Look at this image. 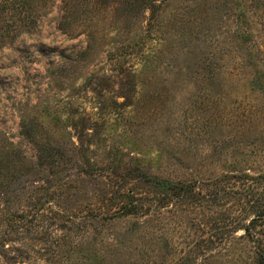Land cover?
I'll return each mask as SVG.
<instances>
[{"label": "rangeland", "instance_id": "rangeland-1", "mask_svg": "<svg viewBox=\"0 0 264 264\" xmlns=\"http://www.w3.org/2000/svg\"><path fill=\"white\" fill-rule=\"evenodd\" d=\"M163 1L157 0L150 21L147 9L124 19L105 9L96 40L58 27V1L40 8L30 28L17 19L16 27L1 28L13 19L0 11V197L14 200L10 208L47 200L56 208L58 199L86 213L81 201L93 203L99 183L74 176L75 167L69 170L74 187L62 193L65 198L51 197L57 194L53 179L68 182L44 160L60 143L63 170L69 159L120 165L203 192L216 179L227 183L230 174L264 168V87L258 86L264 85V4ZM124 182L137 196L153 195L133 176ZM7 205L0 200V208ZM228 208L231 202H224L218 212ZM215 215L203 200L162 206L155 220L156 264H226L227 247L243 255L249 243L243 230L223 232L211 220ZM252 215L248 208L241 217L247 222ZM142 219L119 217L101 229L102 237L109 243Z\"/></svg>", "mask_w": 264, "mask_h": 264}, {"label": "trees", "instance_id": "trees-1", "mask_svg": "<svg viewBox=\"0 0 264 264\" xmlns=\"http://www.w3.org/2000/svg\"><path fill=\"white\" fill-rule=\"evenodd\" d=\"M57 1L60 3L59 9L63 11L57 22L58 27L67 31L70 36L86 33L90 40H96V29L101 30L100 25L105 18L102 11L109 7L114 9V16L120 19L127 18L128 14L135 15L142 10H150V21L161 5L157 0H0V11L9 16L8 21L13 19L11 23H2L1 28L16 27L15 19L23 28L35 26L38 10L47 5H56ZM260 1L264 4V0ZM122 8L126 9L127 14L120 12ZM47 11L45 9L43 12ZM237 22L238 27L242 25L238 16ZM87 44L91 47V43ZM259 52L261 53L260 50ZM139 60L143 62L141 58ZM258 86L264 87L261 83ZM49 124L54 127L53 123ZM61 145H55L44 154L45 162L56 170L55 174L63 171L67 174L63 179L68 180L67 183H61L60 179H53L57 194L51 197L65 198L62 193L74 187L69 182L73 176L69 170L75 167L78 172L74 176L80 177L83 174L94 178L96 184L99 183L91 193L94 202L82 200L84 205L80 206L87 211L81 215V209L74 207L70 200L61 204L57 199L56 208L45 205L54 202L47 200L43 203H28L21 209H12L10 203L14 200L0 197L3 203L9 204L0 208V264H156L153 255L157 237L155 220L160 208L169 204L198 205L202 200L207 203L209 211L216 214L211 220L219 229H223V232L230 228L236 231L241 229L248 238L249 243L241 251L243 255H238L235 248L224 249L228 258L226 264H240L241 261L238 260L264 264V168L254 175L246 172L230 174L225 178L229 180L227 183L222 180L216 182V179L212 182L214 187L203 192L199 186L189 182H172L147 175L137 168L125 169L120 165L105 168L88 160L83 162L69 159L66 164L70 165H65L63 170L61 156L64 151ZM127 176H133V180L149 188L153 195L140 193L137 196L131 189L126 190L124 180ZM233 179L239 182L231 184L230 180ZM1 186L9 185L4 182ZM243 193L248 196L247 201L238 197ZM5 194L3 191L2 195ZM235 198L236 204L232 202ZM224 202H231V208H228L230 212L220 210L219 213L218 207L224 205ZM248 208L253 209V215L245 222L241 215ZM45 211L49 213L44 216ZM128 215L146 219L127 228L122 236H114L109 243L105 241L101 229L115 219ZM89 225H94L91 233L88 232ZM127 235L129 236L126 237ZM130 236L137 238V241H134L135 238L130 239ZM222 238L226 244L228 237L222 234L219 240ZM194 245L196 246L195 242Z\"/></svg>", "mask_w": 264, "mask_h": 264}]
</instances>
